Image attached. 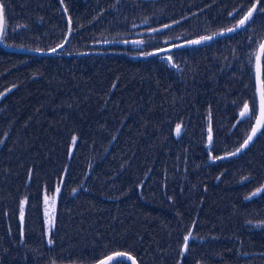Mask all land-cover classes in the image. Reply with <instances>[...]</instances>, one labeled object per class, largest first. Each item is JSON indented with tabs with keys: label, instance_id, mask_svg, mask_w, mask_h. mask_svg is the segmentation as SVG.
I'll return each instance as SVG.
<instances>
[{
	"label": "trees",
	"instance_id": "1",
	"mask_svg": "<svg viewBox=\"0 0 264 264\" xmlns=\"http://www.w3.org/2000/svg\"><path fill=\"white\" fill-rule=\"evenodd\" d=\"M0 2L8 45H59L60 2L71 21L54 56L0 47V264H93L114 252L138 264H264V191L252 195L264 183V128L239 155L213 159L253 124L239 112L257 98L264 13L246 32L133 57L234 26L256 0ZM164 25L142 48L123 44ZM57 188L47 236L43 197Z\"/></svg>",
	"mask_w": 264,
	"mask_h": 264
},
{
	"label": "snow or ice",
	"instance_id": "2",
	"mask_svg": "<svg viewBox=\"0 0 264 264\" xmlns=\"http://www.w3.org/2000/svg\"><path fill=\"white\" fill-rule=\"evenodd\" d=\"M259 3V0H256V3L252 4V7L248 10V12L238 21V23L231 28H227L226 30L220 31L213 33L210 36H201L199 39L196 40H189L187 42V45H202L206 44L209 41H212L218 36H227L232 33H239L241 31L246 32L248 30V27L251 25L253 22V15L255 12L259 11V13H264V8H260L257 10V4ZM240 11H242V8H237L233 12L228 13L229 16H235L238 14ZM3 15V4L0 3V19H2ZM173 23H179V21H174ZM171 25H164L163 28L167 29L170 28ZM0 30H2V27H0ZM153 32H159L161 29H152ZM104 43H108V41H103ZM127 43V41H125ZM134 44H141L144 43L143 41H132ZM249 43L252 44L254 43L253 39L250 37L249 38ZM63 45H58L57 48H62ZM179 47H183L179 46ZM57 48H52L50 49L51 52H56ZM259 50L261 53H264V41H261L259 43ZM37 51H41L40 49H37ZM161 52H167L169 49H159ZM146 56H151L155 55V53H143ZM163 59V58H162ZM167 61L169 62L170 66L172 67H177L174 63H172V57L167 56ZM251 63V58L250 61ZM254 83L256 86V97L254 98L252 105L250 106L247 102L243 104V108L239 112V118L240 121L244 120H250L255 118V125L251 128V133L247 135V138L244 139L243 143L240 144V146L235 150V152L228 153V156H236L244 150L250 142L253 141V138L257 135V133L261 132V129L264 128V77H262V69H261V64H260V58L259 56L256 57V62H255V68H254ZM2 95V94H0ZM258 113V114H257ZM181 131V126L177 125L176 126V133L177 135L180 134ZM208 139L209 142L212 140V132H211V127H209L208 130ZM73 141H75V137H73ZM227 157H213V159H225ZM75 192L76 190L73 189ZM264 191V186L262 188L257 189L256 193H253V197H255L257 194L260 192ZM57 192H59V188H57ZM48 197H45V201L47 202ZM23 210H24V204L23 202L21 203L20 206V213H21V218H23ZM257 228H264V222L257 223L255 225ZM192 237V233L189 232L187 235L184 236V249L185 251L187 250V245ZM49 245L53 243L51 239L48 240ZM183 255V253H182ZM129 261H131V264H136V259L135 257L131 256L127 252H117L114 253L111 256L106 257L105 259H101L98 261V264H129Z\"/></svg>",
	"mask_w": 264,
	"mask_h": 264
},
{
	"label": "water",
	"instance_id": "3",
	"mask_svg": "<svg viewBox=\"0 0 264 264\" xmlns=\"http://www.w3.org/2000/svg\"><path fill=\"white\" fill-rule=\"evenodd\" d=\"M1 3V2H0ZM60 6H61V9H62V11L64 12V14H65V18H66V21H67V32H66V35H65V38H64V40L59 44V45H63V47L66 45V43L68 42V40H69V37H70V35H71V21H70V19H69V17H68V14H67V12H66V10H65V7L63 6V3L62 2H60ZM248 12V11H247ZM238 23V22H237ZM236 23V24H237ZM235 24V25H236ZM234 25V26H235ZM234 26H231V27H234ZM0 27H2V30H0V47L1 48H3V49H5V50H7V51H10V52H20V53H25V54H33V55H37V56H54V55H56V54H58V51L59 50H61L62 48H57V46L56 47H54V48H57V51L56 52H51L50 51V49L49 50H41V51H37V49H34V48H24V47H19V46H12V45H8V44H6L3 40H2V34H3V29H4V12H3V15H2V19H0ZM231 27H229V28H231ZM227 29V28H226ZM226 29H223V30H226ZM223 30H220V31H223ZM220 31H217V32H220ZM216 33V32H215ZM210 35H212V34H210ZM210 35H206V36H210ZM220 37H222V36H218V37H216L215 39H217V38H220ZM200 37H197V38H193V39H189V40H196V39H199ZM215 39H213V40H215ZM189 40H185V41H181V42H178V43H175V44H171V45H168V46H165V47H162V48H159V49H169V51H167V52H161V51H159V49H157V50H153V51H150L151 53H155V55H158V54H164V53H168V52H170V51H173V50H176V49H182V48H188V47H192V46H196V45H187V42L189 41ZM212 40V41H213ZM262 41H264V39L262 40ZM209 42H211V41H209ZM110 42H108V43H104V42H102V43H100L101 45H107V44H109ZM183 45V47H179V46H182ZM147 53H149V52H147ZM80 54H87V52L86 53H80ZM155 55H151V56H155ZM151 56H146V55H144L143 53L142 54H136V55H134L133 57L134 58H148V57H151ZM257 56H259V58H260V64H261V59H262V56H263V53H261L260 52V50H259V46H258V48H257V51H256V54H255V58H254V68H255V62H256V57ZM255 90H256V86H255ZM258 99V98H257ZM258 114V113H257ZM255 125V120H254V122H253V124H252V126H251V128L253 127ZM251 128H250V130H249V132H248V134L247 135H249L250 133H251ZM259 133H257V135H258ZM256 135V136H257ZM256 136L253 138V141H254V139L256 138ZM247 138V137H246ZM245 138V139H246ZM252 141V142H253ZM252 142H250L249 143V145L252 143ZM243 143V142H242ZM248 145V146H249ZM247 146V147H248ZM246 147V148H247ZM245 148V149H246ZM244 149V150H245ZM244 150H242V152L244 151ZM232 152H235V150L234 151H232ZM241 152V153H242ZM229 153H231V152H229ZM228 153H226V154H223V155H221L220 157H227V158H225V159H228V158H231V157H235V156H228L227 155ZM239 155V154H238ZM237 156V155H236ZM22 221V220H21ZM182 251L184 252L185 251V249H184V246H183V248H182ZM114 253H117V252H114ZM114 253H111V254H109V255H106V256H104L103 258H101V259H105L106 257H108V256H111V255H113ZM132 256V255H131ZM101 259H99V260H101ZM98 260V261H99ZM98 261H96V262H94L93 264H98ZM129 264H131V261H129ZM136 264H138V262L136 261Z\"/></svg>",
	"mask_w": 264,
	"mask_h": 264
},
{
	"label": "rangeland",
	"instance_id": "4",
	"mask_svg": "<svg viewBox=\"0 0 264 264\" xmlns=\"http://www.w3.org/2000/svg\"><path fill=\"white\" fill-rule=\"evenodd\" d=\"M64 6V5H63ZM66 10V9H65ZM67 12V11H66ZM64 13V12H63ZM64 16H65V14H64ZM244 16V15H243ZM69 17V16H68ZM70 19V18H69ZM158 29H161V31L162 30H164L165 28H163V26L162 27H160V28H158ZM146 32H149L148 34H151L153 31H143V30H137V31H135L134 32V38H132V39H129V40H126L127 41V43H125V40H124V42H123V44H129L131 47H133V48H135V49H139V48H142L143 47V44L144 43H141V44H134V43H132V41H143L144 42V39H145V33ZM65 38V37H64ZM166 41H169V39H167ZM165 41V42H166ZM262 40H260V41H256V43H255V47H254V49L252 50V55H253V52L255 53V51H256V49H257V47H258V45H259V43L261 42ZM58 46V45H57ZM168 46V45H167ZM24 48H26V47H24ZM52 49V48H51ZM63 49V48H62ZM49 50V49H48ZM59 52V51H58ZM139 54H141V53H139ZM136 55V54H135ZM134 56V55H133ZM255 58V57H254ZM251 120H255V118L253 117V119H251ZM254 122V121H253ZM178 125H180V124H178ZM177 126V125H176ZM176 126H175V129H174V133H175V135L176 136H178L177 135V133H176ZM181 126V125H180ZM181 130H182V127H181ZM208 131V130H207ZM181 132V131H180ZM262 186H264V183H263V185ZM262 186L260 187V188H262ZM60 189V188H59ZM58 193L59 192H57V189L55 190V193L54 194H52V195H44V197H43V205H42V213H43V217H44V224H45V232H46V235L48 236V233H49V229L51 228V226H52V223H53V218H54V214H55V207H56V203H57V197H58ZM48 197V200H47V202L45 201V197ZM23 202V204H24V208H25V204H26V200L25 199H23L22 201H21V203ZM21 203H20V206H21ZM20 215H21V213H20Z\"/></svg>",
	"mask_w": 264,
	"mask_h": 264
},
{
	"label": "bare ground",
	"instance_id": "5",
	"mask_svg": "<svg viewBox=\"0 0 264 264\" xmlns=\"http://www.w3.org/2000/svg\"><path fill=\"white\" fill-rule=\"evenodd\" d=\"M263 39H264V38H263ZM263 39H262V40H263ZM258 46H259V45H258Z\"/></svg>",
	"mask_w": 264,
	"mask_h": 264
}]
</instances>
